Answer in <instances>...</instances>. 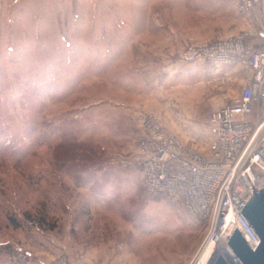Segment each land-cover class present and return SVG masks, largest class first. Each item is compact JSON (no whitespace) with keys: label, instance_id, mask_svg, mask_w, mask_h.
<instances>
[{"label":"rangeland","instance_id":"obj_1","mask_svg":"<svg viewBox=\"0 0 264 264\" xmlns=\"http://www.w3.org/2000/svg\"><path fill=\"white\" fill-rule=\"evenodd\" d=\"M149 5L165 6L155 15L187 27L237 14L232 0H0V264H74L72 245L106 247L118 264H192L198 254L196 264H210L224 249L212 238L219 227L181 199L149 194L137 169L121 165L144 134L141 114L155 115L176 135V120L189 110L177 104L181 112L157 115L141 105L160 90L156 79L167 64L150 55L163 45L147 43ZM188 37L186 46L212 38ZM203 111L206 121L210 110ZM63 120H74L81 137L125 171L118 197L56 161ZM176 136L202 151L204 135L198 145ZM43 216L57 227H42Z\"/></svg>","mask_w":264,"mask_h":264},{"label":"built area","instance_id":"obj_2","mask_svg":"<svg viewBox=\"0 0 264 264\" xmlns=\"http://www.w3.org/2000/svg\"><path fill=\"white\" fill-rule=\"evenodd\" d=\"M232 2L236 13L254 20L255 29L231 37L216 35L206 41L191 38L180 55L184 63L236 65L245 74L241 93L209 113L208 151L188 146L155 115L143 113L139 125L144 134L134 158L121 159V165L137 169L149 194L181 199L213 225L214 231L219 227L227 243L238 228L256 249L260 237L241 211L254 189L264 187V45H249L246 38H264V0ZM230 216L233 222L228 225ZM232 260L242 264L233 252Z\"/></svg>","mask_w":264,"mask_h":264},{"label":"crops","instance_id":"obj_3","mask_svg":"<svg viewBox=\"0 0 264 264\" xmlns=\"http://www.w3.org/2000/svg\"><path fill=\"white\" fill-rule=\"evenodd\" d=\"M164 9L165 6L149 5L148 10L152 14L149 16L147 23V43L150 46L157 45V47L163 45L162 53H159L158 47L150 55L154 54V57L151 56L154 61H157V58L158 60L167 61L165 68L163 67L165 74L156 79V85L161 87L160 90H155V94L151 95L149 99H144L141 105H144L146 109L155 111L157 115H159L157 111L160 110L163 114H168L166 109L170 108H175L181 112L177 104L188 108L189 110L184 114L181 112V119L176 120L178 130L175 134L186 136V138L187 136L192 137V141L196 144L198 143L197 139H201L204 135V142L200 145L201 148L198 147V149L205 152L208 151L210 134L209 115L207 120L203 121V110L209 108L211 111L234 100L244 87L245 74L243 69L236 65L214 64L209 61L183 64L180 55L186 46L187 37L194 35L200 39H208L217 33L231 37L243 31L254 30L256 24L251 17L237 13L225 22L208 21L189 27L179 26L174 22V24L166 23L163 17L155 15V12L159 13ZM246 43L261 46L264 45V38L263 36L247 37ZM234 86H237L235 88L236 95L231 93L232 90L235 91ZM181 88L186 91H175ZM187 93L194 94L195 99H187ZM72 247L74 251L70 253V257L74 264H118V259L115 260L111 251L106 247L88 248L77 245H72Z\"/></svg>","mask_w":264,"mask_h":264},{"label":"trees","instance_id":"obj_4","mask_svg":"<svg viewBox=\"0 0 264 264\" xmlns=\"http://www.w3.org/2000/svg\"><path fill=\"white\" fill-rule=\"evenodd\" d=\"M69 122H71V125H69ZM69 122L63 120L60 129L58 128L60 135L58 143L54 146V158L62 166H65V170L73 178L79 180V178L87 176L90 180L92 179V185L111 186L116 190L114 194L118 197L120 193L117 188H120L122 181L126 180L125 171L115 170L109 162L110 157L105 156V149L99 144H95L92 138L81 137L79 129L76 127L78 124L76 125L74 120ZM119 131L124 134L122 128ZM99 170L101 175L96 176L94 172ZM138 185L136 190L139 193V199L142 200L143 189L140 184ZM12 222L15 221L12 219ZM39 224L50 230L57 227V221H48L46 216L39 219Z\"/></svg>","mask_w":264,"mask_h":264},{"label":"water","instance_id":"obj_5","mask_svg":"<svg viewBox=\"0 0 264 264\" xmlns=\"http://www.w3.org/2000/svg\"><path fill=\"white\" fill-rule=\"evenodd\" d=\"M241 212L260 237V242L256 249H253L236 228L227 244L242 264H264V187L254 189ZM211 264H233V260L231 257L219 254Z\"/></svg>","mask_w":264,"mask_h":264},{"label":"bare ground","instance_id":"obj_6","mask_svg":"<svg viewBox=\"0 0 264 264\" xmlns=\"http://www.w3.org/2000/svg\"><path fill=\"white\" fill-rule=\"evenodd\" d=\"M227 222H228V225H230L233 222V219H232L231 216L227 219ZM230 228H232V227H230ZM213 235L214 236H212V235L211 236H212L214 241H223L224 244H225L224 249H221L220 251H218L215 254V257H217L219 254H224L225 256L231 257V259H232V251H231V249L229 248V246L227 244L226 237H225L224 233L222 232V230L220 232H215ZM215 257H214V259H215Z\"/></svg>","mask_w":264,"mask_h":264}]
</instances>
